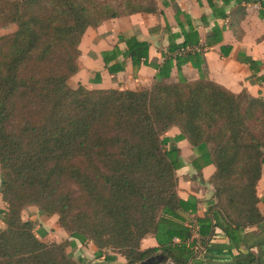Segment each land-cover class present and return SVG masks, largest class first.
I'll use <instances>...</instances> for the list:
<instances>
[{
    "label": "trees",
    "instance_id": "1",
    "mask_svg": "<svg viewBox=\"0 0 264 264\" xmlns=\"http://www.w3.org/2000/svg\"><path fill=\"white\" fill-rule=\"evenodd\" d=\"M0 3L5 4L0 26L18 25L14 33L0 36L1 194L8 204L0 264H84L68 255L67 243L39 238L33 223L22 217L27 205L57 213L70 236L92 241L96 257L105 261L115 260L103 253L112 248L128 264L158 252L173 262L160 264H188L193 227L185 224L183 213L197 210V198L178 195L181 157L178 148L167 149L171 139L163 136L174 125L181 130L175 140L184 137L207 149L204 163L215 165L210 181L216 201L208 211L217 208L237 226L263 219L256 184L264 164V98L247 90L234 93L203 74L165 81L172 57L152 64L158 70L154 81L141 89L68 84L78 72L79 44L88 27L122 15L158 12L156 0ZM183 33L181 43L171 35L170 52L200 44L195 26ZM120 39L127 49L114 47V56L122 53L134 67L150 64L148 41ZM180 55L174 54L179 71L189 53ZM112 56L103 54L108 70H123L124 62ZM197 217L204 234L212 218ZM149 234L158 245L142 248Z\"/></svg>",
    "mask_w": 264,
    "mask_h": 264
},
{
    "label": "crops",
    "instance_id": "2",
    "mask_svg": "<svg viewBox=\"0 0 264 264\" xmlns=\"http://www.w3.org/2000/svg\"><path fill=\"white\" fill-rule=\"evenodd\" d=\"M156 1L158 12H136L88 27L79 44V69L71 81L90 89L137 90L154 81L158 70L152 64H163L167 57H172L170 75L165 81L175 82L180 77L195 80L203 74L234 93L247 90L253 96L264 98V0ZM190 24L198 31L200 44L170 52L171 35H177V43L183 42V31L188 30ZM216 28L217 33L214 32ZM131 36L150 43V64L134 67L132 60L122 53L114 56V47L122 52L127 49L120 37ZM105 52L113 55L111 60L124 62L125 68L111 73L103 59ZM186 53L189 58L179 71L174 54L184 56ZM165 135L171 139L167 149L178 148L182 161L176 171L178 195L186 200L191 196L197 198V212L183 213L187 218L185 224L193 227L187 242L192 251L188 264H264V164L256 184L257 207L263 219L237 226L216 206L208 211L216 201L213 197L215 187L210 181L216 168L211 162L204 163L209 159L207 149L200 150L184 137L175 140L181 135L176 125ZM197 216L212 218L204 234L199 232ZM44 227L47 230L46 225ZM41 233L46 235L44 230ZM157 245L152 234L141 242L142 248ZM162 263L173 262L170 258Z\"/></svg>",
    "mask_w": 264,
    "mask_h": 264
},
{
    "label": "rangeland",
    "instance_id": "3",
    "mask_svg": "<svg viewBox=\"0 0 264 264\" xmlns=\"http://www.w3.org/2000/svg\"><path fill=\"white\" fill-rule=\"evenodd\" d=\"M5 6V4L0 3V8ZM7 13V12H6ZM2 18H5L2 17ZM18 29L16 23H6L0 26V36L14 33ZM75 80V79H74ZM68 84L76 88L75 82L68 80ZM163 136H166L165 134ZM169 146V145H168ZM2 170L0 167V231L5 228V223L3 221L4 211L7 210L8 204L3 200L1 189H2ZM68 186L75 190V187L69 182ZM3 210V211H2ZM22 217L24 220H30L33 223V227L39 238L45 242H65L67 243V253L70 257L75 260L81 259L84 264H105L103 257H96V246L92 241H87L86 243H81L74 237H71L69 232L63 228L58 221L57 213H50L48 211H43L40 207L36 205H27L22 210ZM46 225L47 230L44 226ZM44 230L46 235L42 234L41 231ZM74 242V243H70ZM70 243V244H69ZM104 254H112L115 256L113 262H119L122 264H128L127 260L120 253L115 252L112 248H105L103 250Z\"/></svg>",
    "mask_w": 264,
    "mask_h": 264
},
{
    "label": "water",
    "instance_id": "4",
    "mask_svg": "<svg viewBox=\"0 0 264 264\" xmlns=\"http://www.w3.org/2000/svg\"><path fill=\"white\" fill-rule=\"evenodd\" d=\"M168 261H170V256L166 253L159 252L143 260H140L134 264H159V263L168 262ZM105 264H122V263L111 261V262H106Z\"/></svg>",
    "mask_w": 264,
    "mask_h": 264
}]
</instances>
